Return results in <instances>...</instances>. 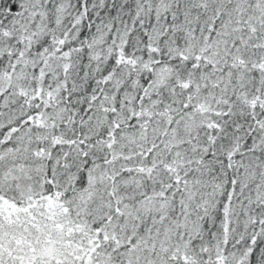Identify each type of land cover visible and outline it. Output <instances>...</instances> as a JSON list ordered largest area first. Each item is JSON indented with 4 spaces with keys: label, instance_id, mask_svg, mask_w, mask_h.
<instances>
[{
    "label": "snow or ice",
    "instance_id": "6c2138e0",
    "mask_svg": "<svg viewBox=\"0 0 264 264\" xmlns=\"http://www.w3.org/2000/svg\"><path fill=\"white\" fill-rule=\"evenodd\" d=\"M0 264H264V0H0Z\"/></svg>",
    "mask_w": 264,
    "mask_h": 264
}]
</instances>
